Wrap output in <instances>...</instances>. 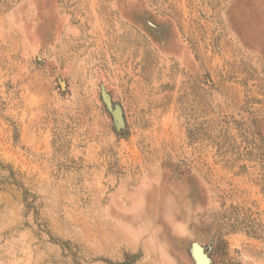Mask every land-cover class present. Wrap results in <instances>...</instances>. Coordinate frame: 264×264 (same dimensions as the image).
Returning a JSON list of instances; mask_svg holds the SVG:
<instances>
[{"label": "rangeland", "instance_id": "obj_1", "mask_svg": "<svg viewBox=\"0 0 264 264\" xmlns=\"http://www.w3.org/2000/svg\"><path fill=\"white\" fill-rule=\"evenodd\" d=\"M0 264H264V0H0Z\"/></svg>", "mask_w": 264, "mask_h": 264}, {"label": "water", "instance_id": "obj_2", "mask_svg": "<svg viewBox=\"0 0 264 264\" xmlns=\"http://www.w3.org/2000/svg\"><path fill=\"white\" fill-rule=\"evenodd\" d=\"M201 264H206L205 261L201 258Z\"/></svg>", "mask_w": 264, "mask_h": 264}, {"label": "trees", "instance_id": "obj_3", "mask_svg": "<svg viewBox=\"0 0 264 264\" xmlns=\"http://www.w3.org/2000/svg\"><path fill=\"white\" fill-rule=\"evenodd\" d=\"M0 180H4L3 177H0Z\"/></svg>", "mask_w": 264, "mask_h": 264}]
</instances>
